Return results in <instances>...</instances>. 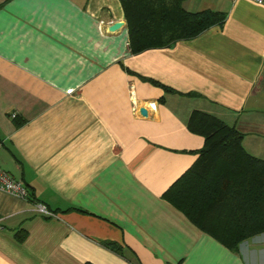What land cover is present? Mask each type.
I'll return each instance as SVG.
<instances>
[{
  "label": "crops",
  "instance_id": "1",
  "mask_svg": "<svg viewBox=\"0 0 264 264\" xmlns=\"http://www.w3.org/2000/svg\"><path fill=\"white\" fill-rule=\"evenodd\" d=\"M183 6L227 18L133 54L120 0H0V167L32 197L0 191V264H264V232L230 249L163 197L204 145L193 111L264 159V4Z\"/></svg>",
  "mask_w": 264,
  "mask_h": 264
},
{
  "label": "trees",
  "instance_id": "2",
  "mask_svg": "<svg viewBox=\"0 0 264 264\" xmlns=\"http://www.w3.org/2000/svg\"><path fill=\"white\" fill-rule=\"evenodd\" d=\"M120 1L133 54L194 38L224 24L227 18L222 10L210 8L190 12L183 6L184 0ZM124 68L144 81L174 91ZM16 120L17 126L24 123ZM188 128L204 137V145L196 151L195 163L163 197L202 231L235 250L243 240L264 232V159L248 153L243 146L244 133L215 115L193 111ZM104 243L117 252L122 250L115 242Z\"/></svg>",
  "mask_w": 264,
  "mask_h": 264
},
{
  "label": "built area",
  "instance_id": "3",
  "mask_svg": "<svg viewBox=\"0 0 264 264\" xmlns=\"http://www.w3.org/2000/svg\"><path fill=\"white\" fill-rule=\"evenodd\" d=\"M258 3L264 4V0H255ZM15 114H13V117ZM2 147V142L0 141V149ZM0 191H7L13 194H16L22 198H29V192L22 180L15 179L7 171L3 170L0 167ZM39 212L51 215L52 213L47 209L44 204H38Z\"/></svg>",
  "mask_w": 264,
  "mask_h": 264
},
{
  "label": "water",
  "instance_id": "4",
  "mask_svg": "<svg viewBox=\"0 0 264 264\" xmlns=\"http://www.w3.org/2000/svg\"><path fill=\"white\" fill-rule=\"evenodd\" d=\"M122 25H123V22H121V21H116V22H114V23H112V24L110 25L109 30H110V31H115V30L119 29ZM141 113H142V114H146V113H147L146 109H145V108H142V109H141Z\"/></svg>",
  "mask_w": 264,
  "mask_h": 264
}]
</instances>
